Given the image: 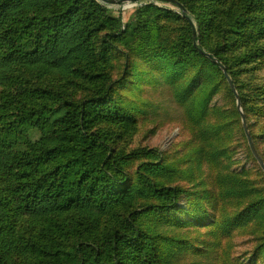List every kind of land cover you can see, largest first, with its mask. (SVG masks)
Masks as SVG:
<instances>
[{"label": "trees", "instance_id": "16d2710c", "mask_svg": "<svg viewBox=\"0 0 264 264\" xmlns=\"http://www.w3.org/2000/svg\"><path fill=\"white\" fill-rule=\"evenodd\" d=\"M106 1L0 0V264H264V0Z\"/></svg>", "mask_w": 264, "mask_h": 264}, {"label": "rangeland", "instance_id": "374dc122", "mask_svg": "<svg viewBox=\"0 0 264 264\" xmlns=\"http://www.w3.org/2000/svg\"><path fill=\"white\" fill-rule=\"evenodd\" d=\"M133 2L121 3L116 8L112 7L111 15L114 17H119L122 14L125 21L131 18L134 15L135 8L138 7V3L135 0ZM166 88V87H165ZM166 90L156 91L149 89L144 95L149 98V103L152 105V111L157 110L161 115V122L165 125L160 128L154 135H151L150 132H141L138 137L141 140L143 146H148L152 149H159L161 151H167L171 149L177 142H184L185 136L181 131V124L179 117H181L182 112L176 106L174 102L173 94ZM169 114V117H166L163 114ZM242 119V118H241ZM150 129L153 128V125H150ZM238 157L243 161V165L247 168L253 167V162L248 160L246 157L245 149H241ZM239 245V251L245 250L246 247H241Z\"/></svg>", "mask_w": 264, "mask_h": 264}, {"label": "water", "instance_id": "95a60500", "mask_svg": "<svg viewBox=\"0 0 264 264\" xmlns=\"http://www.w3.org/2000/svg\"><path fill=\"white\" fill-rule=\"evenodd\" d=\"M126 2H133V1L129 0V1H125L124 3H126ZM105 3L106 4H115V5H118V4L120 5L121 4V2L116 1V0L106 1ZM213 61L218 64L217 60L213 59ZM224 73H225V75H226V77L228 79V82H229V84L231 86L232 91L234 92V94L236 96L237 109H238V111L241 114L242 124H243L244 132L246 134V137H247V140H248V143H249L250 150H251L254 158L256 159L257 163L259 164L261 170L264 172V160H263L262 156L259 154V152L256 149V146H255V144L253 142V139H252V136H251V133L249 131V127H248V124H247V121H246V116H245V114H244V112L242 110L240 95L238 94L232 79L228 76V74L226 73L225 69H224Z\"/></svg>", "mask_w": 264, "mask_h": 264}]
</instances>
